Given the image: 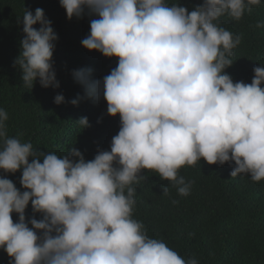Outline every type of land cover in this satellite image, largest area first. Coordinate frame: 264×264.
I'll return each instance as SVG.
<instances>
[{
    "label": "clouds",
    "instance_id": "1",
    "mask_svg": "<svg viewBox=\"0 0 264 264\" xmlns=\"http://www.w3.org/2000/svg\"><path fill=\"white\" fill-rule=\"evenodd\" d=\"M59 2L69 20L86 11L95 17L81 41L84 48L118 58L87 90H102L107 113L119 115L120 129L110 151H99L91 161L75 147L60 157L9 137L8 113L0 108V170H22L24 189L0 177V249L10 264H198L148 237L133 219L132 185L144 179L143 170H153L187 196L191 182L178 170L201 159L209 165L234 162L231 177L264 180V67L254 68L250 84L233 82L225 69L233 64L229 57L240 37L216 23L223 15L239 21L261 0H203L191 12L165 0ZM22 24L25 35L14 64L23 86L31 90L38 80L41 87H59L52 62L58 36L51 21L41 8L25 9ZM90 71L73 75L86 84ZM54 102L63 103L64 96ZM77 122L90 126L86 117ZM168 192L163 186V194ZM30 202L41 219L26 220Z\"/></svg>",
    "mask_w": 264,
    "mask_h": 264
},
{
    "label": "trees",
    "instance_id": "2",
    "mask_svg": "<svg viewBox=\"0 0 264 264\" xmlns=\"http://www.w3.org/2000/svg\"><path fill=\"white\" fill-rule=\"evenodd\" d=\"M165 3L178 4L191 12L203 0ZM37 8L43 9L58 36L52 62L59 87L44 88L37 80L30 90L23 86L22 71L14 62L25 35L24 11L34 13ZM94 18L86 11L82 18L69 20L59 0H0V108L8 113L5 124L9 137L31 143L37 152L60 157L75 147L86 161L93 160L99 151H110L112 138L120 129L119 115H108L102 90L89 93L87 84L102 81L116 67L118 58L82 46ZM216 23L240 37L229 57L233 64L225 72L233 82L250 84L254 68L264 67V0L250 11L246 9L239 21L223 15ZM81 69L91 70L86 84L74 78V72ZM58 94L64 96L61 104L54 102ZM74 99L76 105L71 103ZM82 117L88 119L89 127L82 128L77 122ZM234 167V162L209 165L203 159L183 166L178 175L191 182L187 196L179 195L177 187L161 180L155 171L143 170L144 179L132 185L136 201L133 219L143 224L149 238L164 241L185 260L195 258L198 264H264V180L253 182L246 174L231 177ZM0 177L10 179L24 191L20 184L22 170L14 174L0 170ZM163 186H168V195L163 194ZM25 216L26 220L42 218L33 213L31 202ZM12 217L14 222L18 220L17 214ZM10 260L0 249V264H10Z\"/></svg>",
    "mask_w": 264,
    "mask_h": 264
}]
</instances>
